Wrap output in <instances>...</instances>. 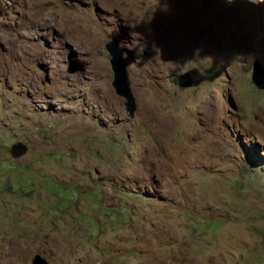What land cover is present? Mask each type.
<instances>
[{
	"label": "rangeland",
	"instance_id": "rangeland-1",
	"mask_svg": "<svg viewBox=\"0 0 264 264\" xmlns=\"http://www.w3.org/2000/svg\"><path fill=\"white\" fill-rule=\"evenodd\" d=\"M255 59L248 0H0V264H264Z\"/></svg>",
	"mask_w": 264,
	"mask_h": 264
},
{
	"label": "water",
	"instance_id": "water-1",
	"mask_svg": "<svg viewBox=\"0 0 264 264\" xmlns=\"http://www.w3.org/2000/svg\"><path fill=\"white\" fill-rule=\"evenodd\" d=\"M106 48L111 54V63L114 70V87L117 94L125 98L126 109L129 112L130 117H133L137 110V105L130 88L131 84L129 81V73L125 59V48L120 45L118 39L115 37L106 43ZM251 76L256 87L259 89H264V68L258 59L254 60ZM178 80L181 86L186 87L192 85L191 74L188 71L182 73L178 77ZM27 150V144L19 141L12 145L11 155L17 158L25 154ZM32 264H49V262L46 258L36 254L34 257H32Z\"/></svg>",
	"mask_w": 264,
	"mask_h": 264
},
{
	"label": "clouds",
	"instance_id": "clouds-1",
	"mask_svg": "<svg viewBox=\"0 0 264 264\" xmlns=\"http://www.w3.org/2000/svg\"><path fill=\"white\" fill-rule=\"evenodd\" d=\"M226 2L231 4L234 3L235 0H226ZM248 2L253 4H264V0H248Z\"/></svg>",
	"mask_w": 264,
	"mask_h": 264
},
{
	"label": "bare ground",
	"instance_id": "bare-ground-1",
	"mask_svg": "<svg viewBox=\"0 0 264 264\" xmlns=\"http://www.w3.org/2000/svg\"><path fill=\"white\" fill-rule=\"evenodd\" d=\"M40 0H26V2L29 4V6L34 7L35 4H37ZM67 19V18H66Z\"/></svg>",
	"mask_w": 264,
	"mask_h": 264
}]
</instances>
